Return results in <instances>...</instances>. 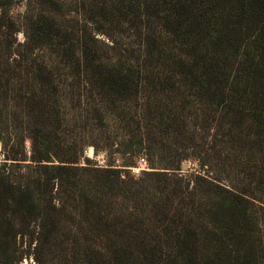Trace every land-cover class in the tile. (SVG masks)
Returning <instances> with one entry per match:
<instances>
[{
    "label": "trees",
    "instance_id": "obj_1",
    "mask_svg": "<svg viewBox=\"0 0 264 264\" xmlns=\"http://www.w3.org/2000/svg\"><path fill=\"white\" fill-rule=\"evenodd\" d=\"M14 1L0 264H264V0ZM114 143L152 169L84 155Z\"/></svg>",
    "mask_w": 264,
    "mask_h": 264
},
{
    "label": "rangeland",
    "instance_id": "obj_2",
    "mask_svg": "<svg viewBox=\"0 0 264 264\" xmlns=\"http://www.w3.org/2000/svg\"><path fill=\"white\" fill-rule=\"evenodd\" d=\"M11 13L12 15L18 17L24 14L25 10H26V2L25 0H15L12 3L11 6ZM16 37H17V41L18 42H23L25 40V34L22 30L17 31L16 33ZM109 133L113 134V138L116 142L119 139V133H120V129L118 127L117 122L112 121V123L110 124V127L108 129V133H106V135H109ZM104 137V135H103ZM26 147L28 152H30V147H31V143L30 141L27 139L26 142ZM117 148V144L114 143V146L110 149V150H103L102 148L97 150L93 145H88L86 146V150H85V156L89 159H91L92 162L98 164L99 166H106L107 164L110 163H114V164H119V165H123V168H125V172L124 174H128L131 175L133 177H138L140 174H136L131 170V166H133L136 161L140 158V157H145L147 160V165H148V169L144 170V171H149L152 169L151 167V157L146 154L145 152H140V154H138L137 156H129L128 153H123L122 151L118 152V150H115ZM4 159V155L2 152V146L0 144V162ZM85 159L82 158L81 159V165H84ZM181 172L184 174H190V173H198V172H203L202 167L200 165V162L197 159L194 158H189L186 159L182 162V168H181ZM21 264H34L31 261L28 260H24Z\"/></svg>",
    "mask_w": 264,
    "mask_h": 264
},
{
    "label": "built area",
    "instance_id": "obj_3",
    "mask_svg": "<svg viewBox=\"0 0 264 264\" xmlns=\"http://www.w3.org/2000/svg\"><path fill=\"white\" fill-rule=\"evenodd\" d=\"M131 170L136 173L140 174L142 171L148 169L147 160L145 157H140L136 163L130 167Z\"/></svg>",
    "mask_w": 264,
    "mask_h": 264
}]
</instances>
